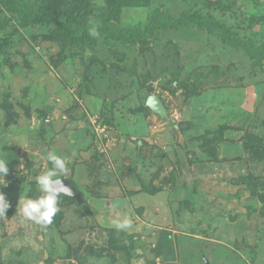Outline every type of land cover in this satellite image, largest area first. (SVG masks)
Wrapping results in <instances>:
<instances>
[{
  "label": "rangeland",
  "instance_id": "374dc122",
  "mask_svg": "<svg viewBox=\"0 0 264 264\" xmlns=\"http://www.w3.org/2000/svg\"><path fill=\"white\" fill-rule=\"evenodd\" d=\"M4 2L0 264H264V57L202 22L163 25L148 41L114 39L100 22L145 30L157 9L208 16L264 47V0ZM44 4L53 20L79 7L94 16L37 31ZM49 151L65 158L75 193L42 227L17 209L39 195ZM125 216L132 226L115 229Z\"/></svg>",
  "mask_w": 264,
  "mask_h": 264
},
{
  "label": "trees",
  "instance_id": "16d2710c",
  "mask_svg": "<svg viewBox=\"0 0 264 264\" xmlns=\"http://www.w3.org/2000/svg\"><path fill=\"white\" fill-rule=\"evenodd\" d=\"M5 8L11 9L9 3L12 0H4ZM14 1V0H13ZM17 1V0H15ZM30 8V6L28 7ZM51 7L47 4L42 5L38 10L39 19L34 21L33 24H38L36 30L38 31L40 28H48L52 31H57L64 27H69L71 30L76 27L87 23L94 15L91 11L86 8L79 7L74 12L68 13L65 16L54 18V12L50 9ZM32 13V12H31ZM26 15V14H25ZM25 16L22 24L23 26H28L29 24V14ZM102 28L109 34L110 37L114 39H124L127 41H148L153 37L154 31L165 25V26H175L179 23L186 24L191 22H202L208 25L209 29L213 32H218L221 34L222 40L232 46L243 48L247 54L251 56H262L264 57V47H255L252 42L248 39L241 40H233L230 38V29L225 25L221 24L213 18L208 16H189L185 19H173L165 14V12L161 9L155 10L153 17L150 21L149 26L146 27L145 30H139L137 28H126L122 26L118 21L109 19V18H101L100 19ZM20 33V31H17ZM73 186L72 182H70ZM62 196L59 198H63Z\"/></svg>",
  "mask_w": 264,
  "mask_h": 264
},
{
  "label": "clouds",
  "instance_id": "9594fccd",
  "mask_svg": "<svg viewBox=\"0 0 264 264\" xmlns=\"http://www.w3.org/2000/svg\"><path fill=\"white\" fill-rule=\"evenodd\" d=\"M89 34L94 37L99 35L95 28L91 29ZM44 159L51 167L35 176V184L39 195L35 198L21 196L17 213L25 221L47 227L53 223L54 217L60 211L59 198L71 196L72 192L62 179L67 174L65 158L58 155L55 151H49ZM8 164L9 161L7 159L0 157V185H7L2 182L6 181L5 177L9 173ZM9 207V201L0 192V218L6 217ZM112 226L117 230H126L132 226V221L125 216L122 219L113 221Z\"/></svg>",
  "mask_w": 264,
  "mask_h": 264
},
{
  "label": "water",
  "instance_id": "95a60500",
  "mask_svg": "<svg viewBox=\"0 0 264 264\" xmlns=\"http://www.w3.org/2000/svg\"><path fill=\"white\" fill-rule=\"evenodd\" d=\"M148 105L154 109V110H157V111H163L164 107L163 105L159 102V100L157 99L156 96H151L149 97L148 99ZM63 181H64V184L66 186H68L70 189H71V192H72V195L75 193V189L74 187L71 185V183L69 181H67L66 179L62 178Z\"/></svg>",
  "mask_w": 264,
  "mask_h": 264
}]
</instances>
